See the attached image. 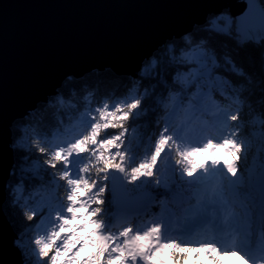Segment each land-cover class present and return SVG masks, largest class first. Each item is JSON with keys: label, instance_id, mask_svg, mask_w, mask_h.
<instances>
[{"label": "snow or ice", "instance_id": "obj_1", "mask_svg": "<svg viewBox=\"0 0 264 264\" xmlns=\"http://www.w3.org/2000/svg\"><path fill=\"white\" fill-rule=\"evenodd\" d=\"M213 33L233 38L237 48L246 50L258 61L261 69L259 92L264 97V49L248 48L246 44L251 39H264V6L260 5L259 0H248L247 10L235 20L227 12L208 13L174 29L166 36L159 57L153 56L150 68L160 72L175 71L177 79L185 85L191 84L201 75L207 76L213 86L202 96L198 90L197 97L201 101L202 112L207 113L210 119L201 121L195 129L191 126H174L170 129L166 124L165 133L171 131L172 135L162 136L151 158L134 169L132 174L116 162L121 157L114 159L111 155L114 146L120 144L121 137L109 135L108 132L101 135V130L107 127L102 128L98 123L89 127V122L85 120L79 131L51 145L54 152L48 163L58 170L53 182L58 190L63 189V197L57 191L46 202L28 206L26 212L27 221L33 222L38 231H47L55 225L51 227L50 236L36 240L39 255L47 258L44 264H48V260L51 264H140L141 261L149 264L150 261L158 260L166 249H177L181 253L204 251L217 255L220 252H230L232 255L239 253L246 264H255L257 259H264V244L256 246L247 241L234 240L232 247L225 249L220 247L221 241L213 237L200 241L196 248L184 247L183 242L165 235L163 219L144 231L125 225L118 233H113L100 219V206L105 201L99 195L92 198L97 184L89 176L90 168H95L103 179L104 186L99 188L101 194L108 190L109 182L114 190H127L130 184L134 185L140 179L141 170H150L147 171L148 176L155 175L166 151L160 145H164L166 140H176L177 135L179 139L176 146L186 164L189 183L215 181L219 185L224 178L219 175L221 162L226 165V171H233L227 167L223 149L237 143L234 133L240 128L239 109L234 107L233 92L235 86L242 83L244 69L232 60L233 75H224L220 56L211 42L205 39V35ZM188 68L191 71H187ZM248 83H253L251 76ZM247 91L255 95L256 89L253 86ZM260 117L264 120V103L260 105ZM240 146L243 147V144ZM13 147H19L17 141ZM37 147H40L39 141ZM40 151L44 153L45 149L40 147ZM204 154H208L214 170L201 176L199 173L202 169H208V165L198 167L193 157ZM248 181L250 185L255 183L251 174ZM259 181L264 186V172H261ZM244 183L243 175L229 180V185L234 187ZM14 244L23 255L24 264H28L29 253L25 245L20 239H15ZM171 256L173 264H177L176 252L173 251Z\"/></svg>", "mask_w": 264, "mask_h": 264}, {"label": "trees", "instance_id": "obj_2", "mask_svg": "<svg viewBox=\"0 0 264 264\" xmlns=\"http://www.w3.org/2000/svg\"><path fill=\"white\" fill-rule=\"evenodd\" d=\"M259 1L264 6V0ZM205 39L211 42L220 56L221 68L226 77L233 75L230 62L232 60L244 69L242 83L237 84L233 92L234 107L239 109L237 115L240 124V128L234 133L237 155L233 157H238L237 162L241 165L235 174L243 175L245 183L231 192V200H240L251 208L255 192L248 177L250 174L253 177L254 173L264 166V120L260 117V105L264 103V97L259 92L260 65L246 50L237 48L233 38L229 36L213 33L205 35ZM246 44L248 48L264 49V39H251ZM162 46L142 64L135 77L114 74L106 69L90 72L80 79H66L51 101L45 105H37L34 111L13 124L11 146L14 167L6 185L3 211L28 253L29 237L38 235V230L33 222L27 221V207L35 206L46 195L53 197L57 191L63 197V189L58 190L53 182L58 170L50 167L48 163L54 152L51 145L79 131L83 127V123H78L80 119L87 120L89 127L98 123L102 128L107 127L101 130V135L108 132L109 135L121 137L120 144L114 146L115 150L111 155L114 159L121 157L116 160L117 163L124 157L123 167L127 173H131L136 163L125 161L127 156H133L136 162L143 154L148 153L150 143L153 139H158L166 124L170 129L178 126L184 119V111L188 108L194 110L193 108L198 106V90L199 94H205L213 86L212 81L204 75L185 85L177 79L175 71L160 72L150 68L153 56L159 57ZM186 70L191 71L190 68ZM250 76L252 85L248 83ZM253 86L256 89L255 95L247 91ZM174 105L178 108L172 113ZM195 113L196 116L203 115L200 110ZM169 135H172L171 131ZM15 141L19 144L18 148L13 147ZM37 141L40 142V147L45 149L44 153L37 147ZM171 155L175 164L184 166L177 147H172ZM89 176L97 184L94 195H99L105 201L100 206V219L104 220L112 232L125 225L138 228L146 221L155 220L159 213L165 211L164 205L175 213L178 212L180 209L173 192L185 193L188 200L181 204H188L195 198L190 193L194 190L187 184L186 178L173 179L169 189L157 183L130 184L127 189L128 196L135 197L134 205H141L144 209L127 217L113 212L108 190L102 194L99 192L104 182L95 168H90ZM151 179L154 177L150 176V181ZM225 180H229L227 176ZM173 251L176 252L177 258L183 257L181 260L186 264H213L209 256H203L200 252L181 253L177 249L167 250V261L172 260ZM31 262L29 253L28 264ZM48 264H51L50 260Z\"/></svg>", "mask_w": 264, "mask_h": 264}, {"label": "water", "instance_id": "obj_3", "mask_svg": "<svg viewBox=\"0 0 264 264\" xmlns=\"http://www.w3.org/2000/svg\"><path fill=\"white\" fill-rule=\"evenodd\" d=\"M247 8L248 0H0V264H24L3 211L13 124L68 78L106 69L135 77L174 29L208 13L235 20ZM108 193L114 211L135 210L127 190L109 182Z\"/></svg>", "mask_w": 264, "mask_h": 264}, {"label": "rangeland", "instance_id": "obj_4", "mask_svg": "<svg viewBox=\"0 0 264 264\" xmlns=\"http://www.w3.org/2000/svg\"><path fill=\"white\" fill-rule=\"evenodd\" d=\"M202 96L203 94L200 93ZM196 103L198 106L193 108H188L184 111V119L182 120V124H178L180 128L186 127V126H191L192 128H198L200 126L201 121L208 120L210 117L208 116L207 113L205 114V119H201L200 117L196 116V111L200 110L202 111L201 108V101L197 97ZM177 105L173 106L172 113H175L177 110ZM30 113V112H29ZM203 117V116H202ZM78 123H83V120L80 119ZM162 136H170L169 132L165 133V129L161 134L158 135V139H153L152 142L150 143L149 146V152L143 154L140 158H138L135 162V159L133 156L128 155L127 159L125 161H129L130 163H136L135 166H133L131 173H133V170L138 168L141 164L147 162L154 150L157 148L158 141L162 138ZM179 139L177 135L176 140H172L171 144L169 141L166 140L164 145H160L161 149H166L164 152L163 156V161L160 162V165L156 168L155 175H152L154 179L150 181V176L147 175V171L150 170H141L140 172V179L136 183H142L145 184L146 182L148 183H157L161 184L162 186H165V188L169 189L171 187V183L173 182V179H187L189 180L188 173L186 171V164L184 163V166H178L177 164L174 163L173 156L171 155L172 147L176 146L177 140ZM178 149V148H177ZM236 147L235 145H228L225 149H223V155L225 160L228 161L227 167H231L233 171L228 172L226 171V165L221 162L219 163V169L221 170L219 175L224 177L222 182L217 185L215 181H209L208 183H189L187 182L191 188L194 190L190 192L195 198L192 202H189L188 204H181L183 201H187L188 198H186L185 193L182 191L179 192H173V196L177 200V204L179 205V211L175 213L171 208H167L166 205L163 206L165 211L159 213L156 217L155 220H150L146 221L145 224L142 226L136 228L138 230L144 231L147 230L152 226L154 222H158L159 220L163 219L165 227H164V232L165 235L168 236L170 239H174L177 242H183L182 246L186 245H192L193 247H198V243L203 240H210V237L213 236V224L212 221H221L225 227H227V231H233L235 235H237V238L235 239L236 242H243L247 241L253 245L259 246L264 243H260L262 241L263 236L258 233V235H254V238L252 241L250 239H246L244 236V233H249V225L248 222L253 221V218L250 216L249 212L244 210V204L240 203L238 200L236 201V204L233 205L231 204V201H229V196L231 193L230 191H233L236 187L230 186L229 185V180H231L235 176L236 170L240 169L239 162H237L239 159L238 157H233L236 156ZM180 150L178 149V152ZM262 152L264 154V147L262 148ZM114 152H112L113 154ZM118 151L115 152L117 154ZM125 155V154H124ZM214 155V153L212 154ZM124 158V157H123ZM123 158L122 162H119L123 166ZM194 160L197 161V166H201L202 164L208 165V169H202L199 175L204 176L208 175L211 171L214 170V166L211 163V161L208 158V154H204V156H195L193 157ZM264 172V167L262 169ZM225 176L228 177L229 180H225ZM238 176V174H237ZM259 175H255L254 184H258L259 181ZM226 182V183H225ZM229 192V193H228ZM96 193V192H95ZM95 193H93V197H95ZM189 193V194H190ZM51 195H46L42 200L39 201V203L46 202L49 198H51ZM91 199V198H90ZM134 200L135 197H129V201L134 205ZM135 206V210L132 213H127V211H114L116 214H124L127 217L132 216L134 212H141L144 208L143 206ZM47 215V213H45ZM239 215L241 219H239ZM221 216V218H219ZM108 217V215H107ZM262 214L259 216L258 220V225L259 223H262ZM53 219L55 217L53 216ZM104 221V220H103ZM206 224V225H205ZM51 227H55V225L50 226L47 231L41 229L38 231V235L33 234L30 236V247L28 248L29 253L31 255V263L30 264H42L44 263L47 258L39 255V245H36V240L40 239L41 237H47L50 236L51 234ZM121 229V227H120ZM120 229L114 230L113 233H118ZM192 232V234H189ZM40 235V236H39ZM215 237V234H214ZM222 248H231L232 247V242L229 245H226L225 247L221 246ZM168 249L165 250V253L161 255L158 260H153L150 261L149 264H160V262H163V264H173V261L165 258L166 252ZM219 251V249H218ZM234 251V249H233ZM200 253L204 256L209 255L210 257L214 258L215 256H220L222 261L219 264H234L235 261H242L245 262V259L237 253L236 255H232L230 252L229 253H223L220 252V254H209L204 251H200ZM180 260V262H179ZM140 264H144L143 261L140 262ZM177 264H186L184 260H181L177 258Z\"/></svg>", "mask_w": 264, "mask_h": 264}, {"label": "bare ground", "instance_id": "obj_5", "mask_svg": "<svg viewBox=\"0 0 264 264\" xmlns=\"http://www.w3.org/2000/svg\"><path fill=\"white\" fill-rule=\"evenodd\" d=\"M261 188L262 187H261L260 181H259V184L257 185V191L259 193V201L262 199V198H260ZM213 232L215 234V238L219 239L221 241V244H223L225 246L229 245V242L233 236V231H227V230H223V229H221V230L213 229ZM214 234H213V236H211L212 238L214 237Z\"/></svg>", "mask_w": 264, "mask_h": 264}, {"label": "clouds", "instance_id": "obj_6", "mask_svg": "<svg viewBox=\"0 0 264 264\" xmlns=\"http://www.w3.org/2000/svg\"><path fill=\"white\" fill-rule=\"evenodd\" d=\"M255 264H264V259H257Z\"/></svg>", "mask_w": 264, "mask_h": 264}]
</instances>
